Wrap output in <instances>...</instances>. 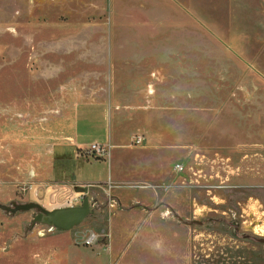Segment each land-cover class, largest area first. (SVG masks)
Returning <instances> with one entry per match:
<instances>
[{"label": "rangeland", "instance_id": "rangeland-1", "mask_svg": "<svg viewBox=\"0 0 264 264\" xmlns=\"http://www.w3.org/2000/svg\"><path fill=\"white\" fill-rule=\"evenodd\" d=\"M65 1L0 0V202L54 209L81 205V195L93 211L70 230L50 232L33 223L36 209L0 208V264H264V27L233 28L240 31L233 37L223 35L230 28L204 27L201 40L188 36L186 73L171 75L170 89L162 90L166 76L148 58L150 39L80 26L58 5ZM183 42L170 45L185 48ZM100 67L118 79L129 75L125 85L143 93L153 87L154 104L116 107L114 92L90 91L89 84L104 83ZM159 95L170 105L159 107ZM71 133L83 149L110 142V157L77 159L74 146L57 148L66 160H55L54 144ZM138 136L147 141L135 144ZM140 164L168 179L156 186L161 197L149 231L130 229L131 222L121 231L119 209H107L110 196L131 203L145 194L98 188L140 182L132 175ZM61 177L95 184L82 193L54 182ZM167 207L170 218L162 221ZM90 232L98 239L84 245Z\"/></svg>", "mask_w": 264, "mask_h": 264}, {"label": "crops", "instance_id": "crops-1", "mask_svg": "<svg viewBox=\"0 0 264 264\" xmlns=\"http://www.w3.org/2000/svg\"><path fill=\"white\" fill-rule=\"evenodd\" d=\"M58 5H61L62 8L73 17L74 21L78 22L80 26H92V30H98L97 27L104 25L106 27H116L117 34L119 33H130L134 31L131 35L132 42H140L143 39H150L153 43V47L150 52L151 55L148 57L151 59L152 63L156 65L154 71H159L164 77V83L162 90L166 87H169L171 84V75L175 74H185L187 68V38L192 36L194 38L197 35L201 40L203 35V28H230L226 32H223V35L226 36H237L240 34V31H237L233 28H247L252 27H264V0H66L65 2H59ZM99 25L97 27H94ZM123 28H126L124 31ZM142 31H146L145 35L142 34ZM99 32V31H97ZM218 33V32H217ZM110 38L112 36L109 35ZM123 38V37H122ZM198 38V37H197ZM230 40V39H229ZM184 41L185 48L171 47V42H181ZM231 41V40H230ZM163 44L162 46H158ZM181 47V46H180ZM146 58V57H145ZM146 58V59H148ZM146 59H142L146 60ZM100 67L98 78L101 79L104 77V83L97 86L89 84L90 91H99L106 92V95L110 92H114L116 107H142L146 108L150 103L148 101H154L152 94L149 92L153 90V87H148L143 93L142 86H135L131 88V84L125 85V79L129 78L127 74L126 78L118 79L117 76H113V73L103 70ZM120 80L118 83H114V80ZM105 95V96H106ZM92 97V96H89ZM170 97V95H169ZM102 98V97H101ZM106 98V97H105ZM112 98V97H111ZM142 99L143 103L138 106H134V100ZM92 100V99H90ZM107 100V98L105 99ZM164 96H158V106L165 107L169 106L168 102H163ZM110 101V96L108 97ZM122 103V104H121ZM146 112H148L147 109ZM114 136L111 135L109 141H112ZM144 141H147V137H144ZM84 141H79V135L67 134L65 139L58 141L54 144L52 148V157L54 159L62 158L66 160V154L63 151H60L63 147H77L75 156L77 159L86 157L82 154L84 150L82 148ZM147 143V142H146ZM111 145V143L109 142ZM146 144L142 147H145ZM59 148V153L57 154L56 150ZM112 145L110 149L111 155ZM66 152V151H65ZM57 154V156H56ZM110 155L108 157H110ZM89 158V157H86ZM53 159V158H52ZM147 167V168H145ZM151 169L148 165L140 164L138 167L132 169L133 174L140 178V182H116L112 181L108 186L103 185L98 188V191L101 192H110L117 194L116 190L119 187L126 188H139L141 189L142 195L137 199H133L131 203H128L129 199L125 196L112 197L107 206L109 213L111 214L112 209H119L115 215H121L122 219L119 221L116 226L119 230H123L127 223L131 222L130 229H144L146 228L149 231V223L151 219L155 216L156 210L153 207L155 201L159 200L161 195L157 190L156 186L165 185L161 184L168 179L164 177L163 173L155 175V171L149 173ZM65 171H63L64 173ZM56 174V173H55ZM54 172L51 173V176H55ZM151 175V176H149ZM148 176L151 179L148 178ZM146 177V179H144ZM112 178V176H111ZM56 183H71L73 186H92L94 181H89V179H65L63 177L54 179ZM113 184L115 187L113 188ZM124 184V185H122ZM118 187V188H116ZM144 189V190H143ZM115 191V192H114ZM166 195L170 197L169 187L166 191ZM128 197V195H126ZM98 197V195H97ZM164 197V196H163ZM171 209L167 207L166 211L160 213L159 216L163 220L165 218H170ZM111 217V215H110ZM126 217V219H124ZM180 219V218H179ZM171 223L169 222L168 226L170 228ZM152 226V225H151ZM163 226V225H162ZM49 230L53 232L54 229ZM40 235L44 236L45 231H39ZM81 233L76 235L74 242L79 241ZM109 235V234H108ZM79 237V239H78ZM110 241V238H109ZM59 262H57L58 264ZM33 264H52L48 259H42L39 262Z\"/></svg>", "mask_w": 264, "mask_h": 264}, {"label": "water", "instance_id": "water-1", "mask_svg": "<svg viewBox=\"0 0 264 264\" xmlns=\"http://www.w3.org/2000/svg\"><path fill=\"white\" fill-rule=\"evenodd\" d=\"M75 191L89 192V186H74ZM0 208L11 213L36 209L38 213L34 216L33 223H42L59 230H70L79 225L93 211L88 196H84L82 204L76 206L58 207L47 209L38 202L25 203L14 202L12 206L1 203Z\"/></svg>", "mask_w": 264, "mask_h": 264}, {"label": "built area", "instance_id": "built-area-1", "mask_svg": "<svg viewBox=\"0 0 264 264\" xmlns=\"http://www.w3.org/2000/svg\"><path fill=\"white\" fill-rule=\"evenodd\" d=\"M144 140L143 136H138L135 138L134 142L135 144H141L142 141ZM110 149H111V145L108 144H99V143H93L91 144L88 148L84 149L82 151V154L85 155L86 157H107L110 155ZM175 170L177 172L182 171L184 169V165L183 163H176L175 164ZM84 198V196L78 195L75 197V199H82ZM71 203H73V200H71ZM69 206H74L73 204L69 205ZM52 228L50 227L49 230H51ZM98 239V235L94 232H90L88 235L85 236V238L83 239V243L84 245H91L94 242H96Z\"/></svg>", "mask_w": 264, "mask_h": 264}, {"label": "trees", "instance_id": "trees-1", "mask_svg": "<svg viewBox=\"0 0 264 264\" xmlns=\"http://www.w3.org/2000/svg\"><path fill=\"white\" fill-rule=\"evenodd\" d=\"M97 158H99V157H97Z\"/></svg>", "mask_w": 264, "mask_h": 264}]
</instances>
